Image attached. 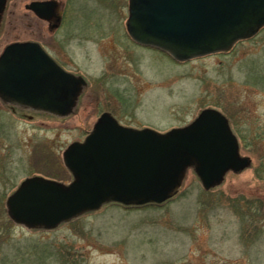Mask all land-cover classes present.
<instances>
[{"label":"rangeland","instance_id":"rangeland-1","mask_svg":"<svg viewBox=\"0 0 264 264\" xmlns=\"http://www.w3.org/2000/svg\"><path fill=\"white\" fill-rule=\"evenodd\" d=\"M31 1L5 6L0 53L13 42L69 43L64 22L71 13L50 32L26 8ZM128 1L69 0L83 27L73 28L79 37L70 40L74 59L67 69L87 85L70 115L24 117L0 102V264H264V29L229 54L176 63L132 42ZM117 11L121 36L111 29ZM205 109L225 116L240 156L250 161L218 187L205 191L189 170L178 194L161 207L110 205L54 230L9 219L6 201L24 180L71 182L62 154L102 114L124 127L166 133Z\"/></svg>","mask_w":264,"mask_h":264},{"label":"water","instance_id":"water-1","mask_svg":"<svg viewBox=\"0 0 264 264\" xmlns=\"http://www.w3.org/2000/svg\"><path fill=\"white\" fill-rule=\"evenodd\" d=\"M7 0H0V20ZM54 21L56 6H26ZM264 26V0H129L126 28L137 44L176 62L229 50ZM85 81L60 68L36 42L12 43L0 55V100L23 109L66 117ZM68 185L42 177L24 180L6 201L10 219L30 229L52 230L106 204H161L192 170L204 190L228 172L250 165L241 157L226 118L203 110L183 128L159 133L126 128L102 114L82 142L62 154Z\"/></svg>","mask_w":264,"mask_h":264},{"label":"flooded vegetation","instance_id":"flooded-vegetation-1","mask_svg":"<svg viewBox=\"0 0 264 264\" xmlns=\"http://www.w3.org/2000/svg\"><path fill=\"white\" fill-rule=\"evenodd\" d=\"M10 1H12V0H8L7 1L6 6L9 4ZM31 2L44 3L46 8L48 7V5L50 3H54L55 4L56 13L58 15L57 26L53 27V25L55 23L54 21H48V22L44 21V22L47 23L48 30L50 32H51V30H53L52 32H55V33L58 32L60 30V28L62 27V25H63V20L65 18V14L71 13L70 19H72V20H70V21L67 20V21L64 22V26L67 25V29H66L67 30V35H66V37H69L68 38V41H69L68 44L61 43L59 45V47L55 46L54 43H55L56 39L54 40V42H52V40H50V42H43V41H39V40L33 41V42H36L41 47V49L46 53V55L49 58H51L65 72H67L69 74H73L67 69L69 64L74 59L73 54L70 52V48H69L70 45L69 44H71L70 42H72L70 40L78 39V37H79L76 34L72 33L73 32V28L83 27V25H81L82 24L81 21L79 19H76V17H79V11H77V9H76V5L77 4L74 5L73 3H71V6H70L69 5V0H66V4H65V2L63 0H33ZM111 6L114 7V9L116 10V6H117L116 3L112 4ZM5 12H6V8H5L4 13ZM4 13H3V15H4ZM3 15H2L0 27H1V24H2V20H3ZM118 15H119V12L117 11V16L115 17V20H114L115 24L111 27V29H112L113 33H120V36H121V32H122L123 28H122L121 22L119 21ZM89 21H90V19L87 20L84 23L89 24L91 22V21L90 22ZM66 22H67V24H66ZM77 25H78V27H77ZM56 47H58V48H56ZM231 51H232V49L230 51L226 52V53H220V54H217V55L229 54ZM217 55H215V56H217ZM1 103L4 106V108H7L10 112L23 115L24 117H26L27 114H44V113H41V112L29 110V109H22V108H19L17 106L6 104V103H3V102H1ZM76 107H77V105H76ZM175 196H176V194H174L171 198L173 199ZM167 203H164V204H162L160 206H163V205H165ZM147 207H149V206L125 207V209H136V208H147Z\"/></svg>","mask_w":264,"mask_h":264}]
</instances>
